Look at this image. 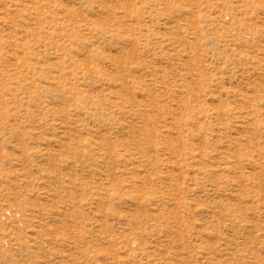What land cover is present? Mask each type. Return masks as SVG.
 Instances as JSON below:
<instances>
[{"label":"rangeland","instance_id":"rangeland-1","mask_svg":"<svg viewBox=\"0 0 264 264\" xmlns=\"http://www.w3.org/2000/svg\"><path fill=\"white\" fill-rule=\"evenodd\" d=\"M0 264H264V0H0Z\"/></svg>","mask_w":264,"mask_h":264}]
</instances>
